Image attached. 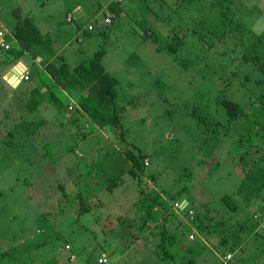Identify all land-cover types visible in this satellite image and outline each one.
Returning <instances> with one entry per match:
<instances>
[{
  "label": "rangeland",
  "instance_id": "374dc122",
  "mask_svg": "<svg viewBox=\"0 0 264 264\" xmlns=\"http://www.w3.org/2000/svg\"><path fill=\"white\" fill-rule=\"evenodd\" d=\"M2 1L0 39L9 47L0 44V69L8 64L9 72L26 53L10 51L20 48L13 29L22 19L34 24L40 16L49 31L36 27L45 55L34 65L25 58L31 71L22 85L7 86L0 76V264L95 262L106 245L77 217L90 203L100 206L114 182L117 193L103 202L119 197L131 211L146 198L155 203L150 180L172 205L189 196L182 231L191 223L200 234L190 241L188 233L185 262L264 264V233L243 222L264 206V0H19L14 9ZM56 18L80 31L66 37L61 64L73 70L100 52L119 124L100 127L78 106L85 86L47 80L60 67L47 61L62 45L55 37L64 36ZM224 98L240 103L238 119L227 115ZM138 148L145 156L135 165L127 151ZM233 204L244 216L236 219ZM82 215L92 228V216ZM127 218L106 231L123 251L130 245L122 235L135 237ZM233 235L239 242L222 243Z\"/></svg>",
  "mask_w": 264,
  "mask_h": 264
},
{
  "label": "crops",
  "instance_id": "0c3cea01",
  "mask_svg": "<svg viewBox=\"0 0 264 264\" xmlns=\"http://www.w3.org/2000/svg\"><path fill=\"white\" fill-rule=\"evenodd\" d=\"M2 2L4 3L3 6H5V8L8 6L9 9H14L15 5L19 2V0H8V3H5L4 1ZM29 6H31V4L28 5V7ZM74 9H79L78 4L75 5ZM56 19L60 20L59 24L61 25L60 28L64 31V36L61 35L63 36V39L61 36H59L58 39L57 37H55V40H58L59 42L61 41L62 45L57 46L58 51L55 52L52 56L54 57L56 55L57 58L55 57L52 59V57L50 58V56H48V59L50 58L48 61L49 64L55 63L56 66L57 65L60 66V64L64 62L63 58L66 56V54H69V50H65L68 43L66 37L69 36V34H72V37L76 38L80 35V31L76 30L75 27L76 24L73 27L70 25L66 26L65 24H63L64 21L63 18H56ZM65 21H67L68 23L70 22L67 19ZM34 24L41 31L43 30L45 31L49 29V27L46 25L45 20H42L40 16L35 18ZM51 25L53 27L57 26L55 20L52 21ZM77 31H79V33ZM57 33H61V31L60 32L57 31ZM11 41L12 40H10V42ZM25 58L31 61L32 65H34L33 61L35 63L41 61L40 56L37 57V59H33L31 55L28 54V52H26L25 54L21 55V60L18 61V65L15 66L12 64L13 66L10 68L9 72L7 71L8 64H1L2 67L0 69L1 72L0 76L3 82L7 86L13 87L6 80L7 73L8 75H10L13 68L18 67L20 74H22L26 70L31 71L30 66L25 61ZM42 58H44V56H42ZM44 61L45 60L41 62L42 64H40V68L45 70L46 72L49 64L44 63ZM20 63H23L25 67L21 68L19 66ZM48 76L49 78H47ZM46 78L48 81L55 82V80L52 78V75L49 73H47ZM22 82L24 81L21 80V82L18 84V87L22 85ZM149 182L151 183L150 189L151 191L153 190L154 197L156 198L155 200L156 202L154 204L151 203L152 200L146 198L144 199L146 202L144 203L143 208H138L137 210L131 211L130 209L131 207L128 208L126 206L125 207L123 206V201L121 200L122 198L119 197H115V198L113 197V202L110 204L103 202L101 200L103 199V195L104 197L109 195L110 191H112L113 193H117L118 191L116 188L117 185L114 182L110 187L108 188L105 187L104 190H102L103 193L99 197L100 206L90 203L89 206L90 205L91 206L88 209H85V211H83L79 215V217H77V221H78L77 224H79V228L83 226L86 228L84 229L85 231L86 230L91 231L92 235L89 233L88 234L91 237L93 236L94 238H96L99 247H101L102 245H106L104 247L105 250L101 252L100 257L97 258V261L99 258L105 255V252L109 248L114 247L119 254V259L116 262V264H188L187 262H185L188 254L187 253V245L189 243L188 233H190L189 236L193 235L192 238H189L190 241L195 239V235L197 233L198 235L200 234L199 229L195 225L193 226L191 223H190L191 231H189L188 233H184L182 231V228L186 227L189 223V221L185 218V214H184L185 209H182L184 205H186L187 207L190 206L189 196L187 193L183 192L180 198H178V201L180 202V205L182 207L181 206L176 207L175 205H172V203L168 199L169 197L165 189L159 187L157 184L152 183L151 180ZM242 205L247 206L249 204L246 201H242ZM104 209L106 214L104 213L105 216L103 217V219H100L99 217L103 216ZM235 211L233 213H235L236 219L240 218L241 215H243V213L244 214L246 213V210L244 208L239 211L236 212ZM248 213L249 211L247 212V214ZM82 214L84 215L87 214L92 216L90 218L93 226L92 228L90 227L89 222L87 220L84 223L81 221V218L83 216ZM125 215L126 217L131 219L133 223L135 237L133 236L134 238L129 239V236L127 234L122 233L123 235L121 237L122 238L121 240L129 241L127 242V244L130 245L129 247L130 249L123 251L120 249L121 245L119 246L120 244L119 239L114 237L113 239H111L109 235L112 232L108 231V233H106V231L108 229L107 227H110L109 228L110 230L114 229L118 224L117 219ZM105 223L107 225H105ZM192 232H195V235ZM203 240L205 239L203 238ZM66 247L69 248L70 245H67ZM71 256H74L76 259V255L73 252H71V254L69 255V260ZM195 263L196 261L193 262V264Z\"/></svg>",
  "mask_w": 264,
  "mask_h": 264
},
{
  "label": "trees",
  "instance_id": "16d2710c",
  "mask_svg": "<svg viewBox=\"0 0 264 264\" xmlns=\"http://www.w3.org/2000/svg\"><path fill=\"white\" fill-rule=\"evenodd\" d=\"M116 4V2L114 3ZM119 4V3H117ZM113 5V3H112ZM120 8L117 7V10ZM13 36L17 40V44L20 48H11L10 51L17 50L16 56L24 52H28L32 58L42 57L45 55L43 48L40 46V32L33 24L30 19H22V22L13 29ZM168 48L174 49L175 46L171 42L168 44ZM100 52H95L94 58H92L89 63L82 64L81 66L75 67L73 70L66 67L64 64H61L58 69L57 66L52 63L51 66H55V70H50L52 78L57 81L64 89L75 88L76 86L82 85L87 88L86 94H81L77 98V103L80 108L93 119V121L100 127H104L108 124L117 125L120 121V116L118 114V104L115 101V94L112 89V85L107 77L102 75L100 62H99ZM48 61V60H47ZM45 62V61H44ZM49 69V68H48ZM222 104L226 110L227 115L230 119H238L239 115L243 111L242 106L237 101H233L229 98H224ZM129 159L139 165L140 158H143L145 154L138 148V153L135 154L132 150L127 151ZM231 198L230 194L223 197L224 200L228 201ZM154 204V202H151ZM150 204V205H152ZM149 205V206H150ZM231 205V204H230ZM238 208L233 204L230 209L235 211ZM85 211V210H83ZM255 213L259 214V219H264V206H260L258 209L254 210ZM253 213V214H255ZM249 216V218L244 219L243 222L250 221L252 224H248L251 228L258 229L264 233V230L259 228V219H255L254 215ZM243 237L244 234H239ZM238 235V238L240 237ZM264 237V235H262ZM223 242L233 243L239 242V240H234V235L231 238H228ZM262 237V238H263ZM95 262H86L85 264H96Z\"/></svg>",
  "mask_w": 264,
  "mask_h": 264
},
{
  "label": "built area",
  "instance_id": "2783aa9c",
  "mask_svg": "<svg viewBox=\"0 0 264 264\" xmlns=\"http://www.w3.org/2000/svg\"><path fill=\"white\" fill-rule=\"evenodd\" d=\"M116 1H122V0H116ZM70 17H71V14H70V15L68 14V18H69V19H70ZM95 21H96V20H95ZM103 22H104V23H110V22H111V16H106V17H104ZM93 23H96V22H93ZM93 23H91V24H89V25L87 26V27H88V28H87L88 30H92V29L95 28V26H94ZM0 44H1V45H4L6 48L9 47V45L6 44V43H4L2 39H0ZM28 78H29V71L26 70V71H24V72L21 74V80H26V79H28ZM179 206H180V202H177V203H176V207H179ZM192 213H193V212L190 211V214H192ZM191 217H193V216H191ZM254 218H255V219H259V214L255 213V214H254ZM259 228H261V229L264 230V219H259ZM190 237L192 238L193 235H190ZM229 257H230V256H228V258H229ZM70 259L73 260V259H75V257H74V256H71ZM75 263H76V264H80V263H78V262H75ZM96 264H110V260L107 258L106 255H104V256H102L101 258H99L98 261H96Z\"/></svg>",
  "mask_w": 264,
  "mask_h": 264
},
{
  "label": "water",
  "instance_id": "95a60500",
  "mask_svg": "<svg viewBox=\"0 0 264 264\" xmlns=\"http://www.w3.org/2000/svg\"><path fill=\"white\" fill-rule=\"evenodd\" d=\"M19 66L21 68L25 67L23 63H20ZM6 80L11 84V86H17L21 82V74L19 68H13L11 74L6 76ZM105 255L110 260L111 264H116L119 259V254L114 247L109 248L105 252Z\"/></svg>",
  "mask_w": 264,
  "mask_h": 264
}]
</instances>
